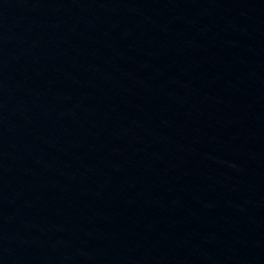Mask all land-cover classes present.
<instances>
[{
  "label": "water",
  "instance_id": "water-1",
  "mask_svg": "<svg viewBox=\"0 0 264 264\" xmlns=\"http://www.w3.org/2000/svg\"><path fill=\"white\" fill-rule=\"evenodd\" d=\"M0 264H264V0H0Z\"/></svg>",
  "mask_w": 264,
  "mask_h": 264
}]
</instances>
